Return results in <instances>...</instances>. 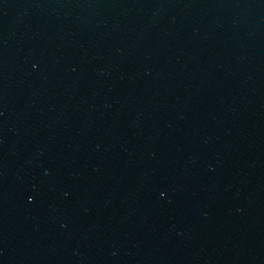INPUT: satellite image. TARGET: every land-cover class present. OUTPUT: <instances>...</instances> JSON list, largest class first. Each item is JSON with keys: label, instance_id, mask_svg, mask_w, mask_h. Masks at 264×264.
I'll list each match as a JSON object with an SVG mask.
<instances>
[{"label": "water", "instance_id": "95a60500", "mask_svg": "<svg viewBox=\"0 0 264 264\" xmlns=\"http://www.w3.org/2000/svg\"><path fill=\"white\" fill-rule=\"evenodd\" d=\"M0 264H264V0H0Z\"/></svg>", "mask_w": 264, "mask_h": 264}]
</instances>
